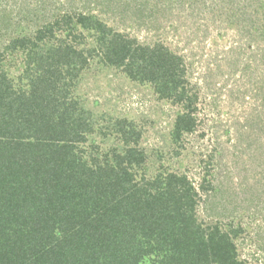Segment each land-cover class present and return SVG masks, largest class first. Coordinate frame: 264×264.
I'll return each instance as SVG.
<instances>
[{
	"label": "trees",
	"instance_id": "obj_1",
	"mask_svg": "<svg viewBox=\"0 0 264 264\" xmlns=\"http://www.w3.org/2000/svg\"><path fill=\"white\" fill-rule=\"evenodd\" d=\"M124 1L95 0L0 50V264H247L230 232L197 218L210 186L172 172L138 180L146 157L133 123L114 124L120 149L80 148L95 121L71 91L94 58L181 108L174 143L197 127L186 58L108 24ZM8 53L23 57L17 82Z\"/></svg>",
	"mask_w": 264,
	"mask_h": 264
},
{
	"label": "rangeland",
	"instance_id": "obj_2",
	"mask_svg": "<svg viewBox=\"0 0 264 264\" xmlns=\"http://www.w3.org/2000/svg\"><path fill=\"white\" fill-rule=\"evenodd\" d=\"M94 1L0 0V50L12 38L34 36L65 14L94 8ZM124 2L131 7L123 15L110 13L109 25L141 44L162 42L186 58L192 92L199 98L197 127L174 143L171 132L181 108L94 58L71 91L95 121V132L81 150L88 156L95 146L102 156L122 148L113 126L117 120L133 123L142 131L139 148L146 157L138 180L172 172L186 175L197 189L210 186L200 191L199 222L230 232L241 261L264 264V4ZM22 61L20 54L6 56L5 69L14 80Z\"/></svg>",
	"mask_w": 264,
	"mask_h": 264
}]
</instances>
